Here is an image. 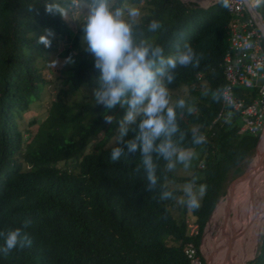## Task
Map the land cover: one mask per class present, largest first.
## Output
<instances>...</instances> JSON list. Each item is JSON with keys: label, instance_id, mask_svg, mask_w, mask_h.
Returning a JSON list of instances; mask_svg holds the SVG:
<instances>
[{"label": "trees", "instance_id": "trees-1", "mask_svg": "<svg viewBox=\"0 0 264 264\" xmlns=\"http://www.w3.org/2000/svg\"><path fill=\"white\" fill-rule=\"evenodd\" d=\"M51 2L54 0H0V233L30 220L25 231L33 241L31 247H17L7 256L0 253V264H190L184 254L186 243L192 241L199 247L205 221L207 229L223 196L222 186L229 175L242 171L261 141L260 133L238 134L241 118L236 112L207 129L221 106V98L214 100L212 93L222 91L226 83L222 61L228 49L229 12L220 1L203 7L183 0H116V6L141 5L142 16L132 22L138 41L162 46L165 56L175 55L188 44L200 61L198 67H178L175 81L168 85L169 89L186 86L201 95L191 105L195 108L191 115L187 107L177 108L181 131L173 139L182 148L196 147L192 144V130L196 129L209 140L202 144L205 172L197 180L207 189L200 208L190 209L199 234L191 237L186 214L176 218L169 209L181 192L164 182L193 178L165 171L166 161L153 153L157 184L149 185L139 151L129 153L125 147L118 161L111 160V150L124 147L118 128L126 109L118 105L109 111L97 104L94 95L67 99L69 89L93 80L96 90L100 73L86 50L83 25L75 30L68 11L67 15L47 13L46 4ZM59 2L67 10L72 0ZM255 7L264 20V0ZM154 20L161 27L149 31ZM46 30L52 32L49 38ZM45 36L50 46L41 42ZM59 45L63 47L57 63L51 65L59 87L47 114L34 130L35 120L21 129L18 118L50 81L44 65L49 52ZM69 58L74 62L66 63ZM105 114L114 117L111 124L104 122ZM100 133L103 138L95 142ZM134 135L130 128L124 140ZM112 138L115 142L106 146ZM165 191H171L172 197L162 199ZM231 202L229 197L224 206ZM260 238L249 264H264V231ZM3 246L4 236H0Z\"/></svg>", "mask_w": 264, "mask_h": 264}, {"label": "clouds", "instance_id": "clouds-1", "mask_svg": "<svg viewBox=\"0 0 264 264\" xmlns=\"http://www.w3.org/2000/svg\"><path fill=\"white\" fill-rule=\"evenodd\" d=\"M82 2L86 5V19L83 24V40L86 50L94 57V68L100 73L98 88L94 91L97 104L112 111L118 105L125 108V115L119 121L120 142L124 147H114L111 150V160L118 161L125 152L139 151L143 157L142 164L149 185L157 184V165L153 153L167 162L168 171L176 169L177 164L185 169L191 166L193 153L178 144L173 137L180 133L177 123V108L184 109L186 101L180 98L175 105L172 103L168 85L175 81V70L178 67L199 66V58L194 49L185 44L184 49L175 55H164V48L153 42L138 41L131 21L141 16L140 9L127 3L116 6V0H72L75 8ZM222 7L229 8L230 0H220ZM32 12L33 6L28 9ZM46 12L67 15L66 8L59 2L46 4ZM161 27L157 21H152L149 31L155 32ZM52 35L51 30H46ZM41 42L50 46L47 37H41ZM195 61V64H194ZM74 61L69 58L66 63ZM222 91L216 90L212 98L219 101ZM207 95V93H205ZM194 107H187L191 115ZM104 122L111 124L114 117L105 114ZM134 138L124 140L129 131ZM184 134L181 133V140ZM206 142L205 136L196 129L192 130V144L201 145ZM140 169L137 168L136 171ZM206 184L197 187L192 180L184 187L187 197V207L193 211L200 208V197L205 195ZM171 191H165L162 199L172 197ZM185 203L183 199L180 201ZM31 226L30 220H25L22 227L9 230L4 236V246L0 253L7 256L17 247L32 246V238L25 231Z\"/></svg>", "mask_w": 264, "mask_h": 264}, {"label": "rangeland", "instance_id": "rangeland-1", "mask_svg": "<svg viewBox=\"0 0 264 264\" xmlns=\"http://www.w3.org/2000/svg\"><path fill=\"white\" fill-rule=\"evenodd\" d=\"M211 1V0H210ZM209 0L202 1L201 3H198L201 6H205L208 4H211ZM252 4H258L260 0H249ZM72 3L68 6V19L73 26L75 30L79 29L86 19L85 16V8L86 5L83 3H79L77 7L73 8ZM133 5V4H128ZM133 6L140 9L141 16L143 14V10L141 5L134 4ZM140 16V17H141ZM137 18V21L140 19ZM131 21V22H133ZM47 35V34H45ZM49 38V35H47ZM63 47V45H59L57 48L51 50L49 52L48 62L44 65L46 70V77L50 80L48 83H46L39 94V98L34 101L29 109L23 114L22 118H18L19 126L20 128H24L27 123L31 120H35V124L31 126V130H34L35 127L44 119V117L47 114V108L50 104V102L53 100L55 93L59 87V84L54 81L53 79V69L51 68L53 64L57 63V55L59 53V50ZM95 84L94 80L91 82H87L82 84L77 89H69L67 99L69 101L71 100H81L86 95L87 97H91V95H94L95 91ZM205 87V86H203ZM204 89V88H203ZM170 96L172 99L173 105H175L176 101L180 98H183L186 101V107H191L192 104L197 102V100H201V95L197 94V92L190 91L186 86H180L178 88L169 89ZM205 91L202 92L203 95H205ZM119 129V128H118ZM104 133H100L96 139L95 142H99L101 138H103ZM115 142V139L112 138L107 144L111 145ZM89 149V146L86 148V151ZM192 150L193 157L191 160V166L187 169L183 167V165L177 164V167L173 171H168L166 168V164L164 165V170L177 176V177H187V178H193V180H196L197 187L201 184L197 182L200 178L204 176V170L198 167L199 162H203L205 160L206 151H204L203 145H197L193 148H188ZM264 168V134L261 137V141L257 147L255 148L253 155L250 159L245 161V163L242 165V171L235 175H229L228 179L224 183V190H223V196L221 197V200L216 206V211L210 218V222L207 225V229L210 226L208 235L207 229H206V221H205V227L202 233L203 237V244H202V253L206 259H208L209 264L210 259L213 258L212 256V246H215L216 241L218 237H215L218 233V231L222 229L228 228L231 224L236 223L238 220L239 213L241 212L242 208L244 207L245 202L247 201V198H249L250 194L255 190L257 184H258V174L263 170ZM245 171V172H244ZM244 172V173H243ZM243 173V174H242ZM242 174V179L239 178V176ZM191 181H174V180H165V185L170 187L171 189L179 190L181 193L178 195L174 201L173 204L170 206L169 209L173 213L174 217L179 218L181 216H186L190 221H192V217L190 215V209L187 207L186 200L187 197L184 194V187L186 184L190 183ZM226 195V197L224 196ZM232 197V202L230 206L225 207L224 203L229 200L230 196ZM181 199L185 201V203H181ZM203 197H200V205L202 203ZM186 206V207H185ZM186 208V210L184 209ZM185 210V211H184ZM210 215V212L206 216L205 220H207L208 216ZM206 231V232H205ZM264 231V227L259 235L258 238V247L255 251V255L259 249L260 243H261V235ZM207 235V236H206ZM207 237V238H206ZM206 239V241H205ZM205 241V243H204ZM217 245V244H216ZM220 249V248H219ZM211 253V255H210ZM253 257V256H252ZM249 258L246 260L245 264H249V262L253 258ZM255 257V256H254ZM228 259V254L223 253L219 256H216V262L217 264H225L226 260ZM207 261V260H206ZM206 262V264L208 263Z\"/></svg>", "mask_w": 264, "mask_h": 264}, {"label": "built area", "instance_id": "built-area-1", "mask_svg": "<svg viewBox=\"0 0 264 264\" xmlns=\"http://www.w3.org/2000/svg\"><path fill=\"white\" fill-rule=\"evenodd\" d=\"M217 1L220 0H211L210 3ZM249 2L230 0V7L226 8L230 14L227 24L228 49L222 61L226 83L222 89L220 109L207 129L236 112L241 118L238 134L260 133L261 137L264 133V31L258 20V11L253 10ZM251 92L254 93L252 96L245 97L246 93ZM202 134L209 141L206 133ZM198 167L202 169L205 164L200 161ZM186 226L189 236L199 234L197 223L186 220ZM202 244V236L198 248L192 241L186 243L184 254L190 264H206Z\"/></svg>", "mask_w": 264, "mask_h": 264}, {"label": "bare ground", "instance_id": "bare-ground-1", "mask_svg": "<svg viewBox=\"0 0 264 264\" xmlns=\"http://www.w3.org/2000/svg\"><path fill=\"white\" fill-rule=\"evenodd\" d=\"M257 177L258 184L247 198L237 222L218 231L215 236L218 239L217 245L211 247L213 255L210 259L211 264H217L216 256L223 253L228 254L225 264H245L246 260L254 255L258 247L259 235L264 227V168ZM232 197L231 195L230 199ZM206 260L208 262L207 257Z\"/></svg>", "mask_w": 264, "mask_h": 264}, {"label": "water", "instance_id": "water-1", "mask_svg": "<svg viewBox=\"0 0 264 264\" xmlns=\"http://www.w3.org/2000/svg\"><path fill=\"white\" fill-rule=\"evenodd\" d=\"M183 1H193V2H196V3H201V2H202L201 0H183ZM209 5H210V4L205 5V6L203 5V7H207V6H209ZM249 5L251 6V8H252L253 10L256 11L255 7H253L252 4H251L250 2H249ZM257 13H258V12H257ZM257 16H258V20H259V22H260V24H261V26H262V29L264 30V20L262 19V17L260 16L259 13L257 14ZM260 138H261V137H260ZM260 138H259V140H260ZM259 140H258V142H259ZM257 144H258V143H257ZM256 147H257V145H256ZM256 147H255V148H256ZM244 172H245V171H244ZM244 172H243V173H244ZM243 173H242V174H243ZM242 174L239 176V178H241V179H242V177H243ZM223 187H224V186H222V188H223ZM222 188H221V189H222ZM221 189H220V190H221ZM220 190L218 191V193L220 192ZM218 193H217V194H218ZM204 227H205V226H204ZM254 256H255V254L253 255L252 258H254ZM205 261H206V259H205ZM206 262H207V261H206Z\"/></svg>", "mask_w": 264, "mask_h": 264}]
</instances>
